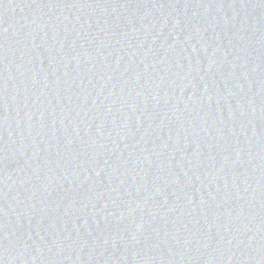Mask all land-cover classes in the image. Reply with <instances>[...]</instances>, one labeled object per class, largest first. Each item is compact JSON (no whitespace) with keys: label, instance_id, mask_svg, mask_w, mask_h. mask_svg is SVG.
Wrapping results in <instances>:
<instances>
[{"label":"water","instance_id":"water-1","mask_svg":"<svg viewBox=\"0 0 264 264\" xmlns=\"http://www.w3.org/2000/svg\"><path fill=\"white\" fill-rule=\"evenodd\" d=\"M264 261V0H0V264Z\"/></svg>","mask_w":264,"mask_h":264}]
</instances>
